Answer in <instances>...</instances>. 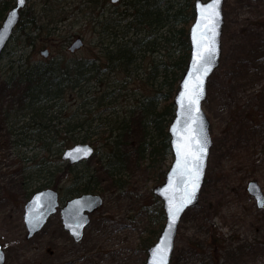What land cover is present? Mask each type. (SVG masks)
I'll return each mask as SVG.
<instances>
[{
	"label": "rangeland",
	"instance_id": "obj_1",
	"mask_svg": "<svg viewBox=\"0 0 264 264\" xmlns=\"http://www.w3.org/2000/svg\"><path fill=\"white\" fill-rule=\"evenodd\" d=\"M89 1H63L67 5L60 14L66 20L60 23L59 31L45 38L38 25L29 23L40 1L27 0L22 17L26 29L16 28L0 61V240L5 248V264L146 263L145 237L153 226L149 210L154 201L150 193L156 184L145 164L137 162L134 154L129 157V173L123 181L128 182L123 188L114 184L104 168L101 149L64 173L67 162L62 155L59 157L56 150L49 154L39 144H34L35 149L16 148L3 121L4 111L19 100L2 83L12 65L26 67L59 54L66 59L91 56L100 30L92 28V19L106 22V16L113 11L125 10L122 0L116 7L111 6L110 0ZM223 13L220 65L208 81L207 100L203 103L212 140L218 138V146L211 148L200 201L180 223L171 264H264V209L257 207L246 189L248 182L254 180L264 193V0H225ZM24 30L31 33L30 39L25 40ZM163 32L154 33L151 41L157 42L150 52L141 54L129 77L121 74L114 78L121 88L116 93H120L114 102L116 110L121 112L129 97L137 100L155 92L146 82V74L150 65L167 59L166 51L173 57L182 53L180 36L168 30ZM162 35L173 40H166L165 44ZM79 37L85 41L84 46L70 52L69 46ZM45 49L50 52L47 58L41 55ZM94 53H98V46ZM65 103L73 104V96L67 95ZM230 121H235L231 138H224ZM135 140L124 139V148L129 149ZM35 155L37 161L49 157L53 168L59 170L55 189L61 190L62 196L73 184V174L93 173L103 204L91 215L80 242L74 241L63 228L59 214L51 217L33 238H26L23 215L27 194L30 188L45 182L38 180L39 175L28 168L29 163L24 164V157ZM163 160L166 173L173 157L165 155ZM215 231L220 239L217 252L210 240Z\"/></svg>",
	"mask_w": 264,
	"mask_h": 264
},
{
	"label": "trees",
	"instance_id": "obj_2",
	"mask_svg": "<svg viewBox=\"0 0 264 264\" xmlns=\"http://www.w3.org/2000/svg\"><path fill=\"white\" fill-rule=\"evenodd\" d=\"M39 1L29 23L38 25L40 32L48 38L59 31L60 23L66 20L60 13L67 3H62L65 0ZM194 1L122 0L124 11H113L106 16V22L92 19V28L96 31L99 27L100 30L98 43L93 42L91 56L66 59L65 55L59 54L57 58L28 63L26 67L15 68L12 65L3 76L2 83L9 92L19 96L18 102L3 113V121L14 146L28 150L39 144L49 154L56 150L60 157L73 145L91 144L95 152L102 150L100 158L104 168L119 188L128 182L123 181L129 173V157L134 154L137 162L145 164L147 173L150 169L152 174L149 177L154 184L161 183L165 176L163 159L165 155H171L168 127L175 113L173 98L190 55L188 28L195 18ZM15 4L16 0H0V25ZM117 4L111 6L116 7ZM25 12V8L21 10L17 29H26L27 23L22 19ZM163 30L180 36L182 53L173 57L166 51L167 59L164 57L150 65L146 74V82L155 92L142 95L137 100L129 97L128 105L121 107V112L116 110L114 102L120 97V93H116L121 88L115 84L114 78L121 74L129 77L141 54L150 52L157 42L151 41L154 33H164ZM25 35V40L30 39L31 33L25 31ZM161 40L166 44V40L173 38L166 39L162 35ZM96 46L98 53L95 54ZM4 57L5 54L1 60ZM67 95L73 96V104L66 105ZM234 123L228 122L224 138H231ZM124 139L136 140L128 149L124 148ZM216 139L213 145L218 146ZM36 157H24V164L29 163L28 168L39 175L38 180L42 178L45 182L30 188L27 198L39 189L57 186L55 179L59 170L53 168L49 157H42L39 161ZM72 167L67 163L63 172ZM98 191L94 175L89 171L73 174V184L66 192L74 196ZM150 197L154 201L149 210L153 226L145 237L147 249L154 244L165 222L162 202L153 192ZM218 237L216 231L211 232L210 240L215 252L220 241Z\"/></svg>",
	"mask_w": 264,
	"mask_h": 264
},
{
	"label": "water",
	"instance_id": "obj_3",
	"mask_svg": "<svg viewBox=\"0 0 264 264\" xmlns=\"http://www.w3.org/2000/svg\"><path fill=\"white\" fill-rule=\"evenodd\" d=\"M110 1L113 4L119 2V0ZM224 2L225 0H219V18L214 26L206 18L204 11L214 3V0L194 2L195 18L188 33L190 57L173 99L175 113L168 128L173 160L164 181L153 189V193L162 201L165 224L156 242L148 248L145 264H171L182 218L189 209L199 203L213 144L210 121L203 109V103L207 99L209 78L220 65ZM26 3L27 0L23 2L16 0L15 6L7 12L0 25V59L19 23L21 10L25 8ZM83 45V39L79 37L73 41L69 50L75 52ZM209 48L214 49V52L206 51ZM41 55L47 58L49 50H43ZM93 153L94 148L91 145L77 144L67 148L63 152L62 159L73 165L89 159ZM197 156L200 157L199 160L196 159ZM194 184L197 186L193 195ZM247 191L254 198L257 207L264 209V193L260 185L251 180L247 184ZM102 204L101 196L82 194L67 200L61 208L63 227L76 242L83 239L84 231L90 222V215ZM58 207L59 193L56 190L47 188L31 195L24 205L23 215L27 239L33 238L43 229L48 219L57 212ZM177 209V219L173 225L172 214ZM0 264H5V251L1 242Z\"/></svg>",
	"mask_w": 264,
	"mask_h": 264
},
{
	"label": "snow or ice",
	"instance_id": "obj_4",
	"mask_svg": "<svg viewBox=\"0 0 264 264\" xmlns=\"http://www.w3.org/2000/svg\"><path fill=\"white\" fill-rule=\"evenodd\" d=\"M21 2H23V0H21ZM218 5H219V0H214V3L210 6H208L204 11L206 13V18L209 20L210 23L213 24V26L215 25V22L218 20L219 18V11H218ZM206 51H208L209 53H212L214 52V49H206ZM210 59L212 58V56L210 55L209 57ZM206 71V70H205ZM78 152L80 150H77ZM201 151H204V149H201ZM197 160L200 159L199 156L196 157ZM197 180H198V175H197ZM196 184L193 185V195H194V191H195V188H196ZM176 211H173V214H172V223L173 225L175 224L176 222V219H177V216H176ZM164 249H161V251H163Z\"/></svg>",
	"mask_w": 264,
	"mask_h": 264
},
{
	"label": "flooded vegetation",
	"instance_id": "obj_5",
	"mask_svg": "<svg viewBox=\"0 0 264 264\" xmlns=\"http://www.w3.org/2000/svg\"><path fill=\"white\" fill-rule=\"evenodd\" d=\"M72 44V43H71ZM69 187H67L66 189H65V191H67V189H68ZM47 189V188H46ZM55 188H53V190H54ZM56 190V189H55ZM61 190H58V193H59V207H58V210H57V213L56 214H59V216H60V220H61V223H62V218H61V208L64 206V204L66 203V201L67 200H69V199H71V198H73V197H76L77 195H74V196H71V195H69V194H67V193H64L63 194V196L61 195ZM93 194H96V193H93ZM31 197V196H30ZM55 214V215H56ZM63 225V224H62ZM64 228V227H63Z\"/></svg>",
	"mask_w": 264,
	"mask_h": 264
}]
</instances>
